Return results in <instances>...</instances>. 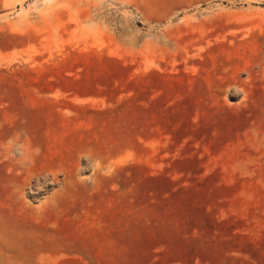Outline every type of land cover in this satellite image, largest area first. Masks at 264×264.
I'll use <instances>...</instances> for the list:
<instances>
[{"label": "rangeland", "instance_id": "1", "mask_svg": "<svg viewBox=\"0 0 264 264\" xmlns=\"http://www.w3.org/2000/svg\"><path fill=\"white\" fill-rule=\"evenodd\" d=\"M0 264H264V0H0Z\"/></svg>", "mask_w": 264, "mask_h": 264}]
</instances>
